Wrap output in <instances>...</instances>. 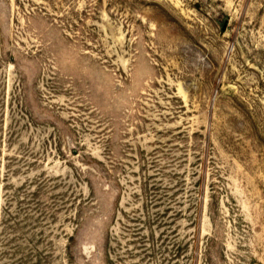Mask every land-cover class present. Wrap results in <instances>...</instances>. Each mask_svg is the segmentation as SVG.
Instances as JSON below:
<instances>
[{"label":"rangeland","instance_id":"obj_1","mask_svg":"<svg viewBox=\"0 0 264 264\" xmlns=\"http://www.w3.org/2000/svg\"><path fill=\"white\" fill-rule=\"evenodd\" d=\"M0 264H264V0H0Z\"/></svg>","mask_w":264,"mask_h":264}]
</instances>
